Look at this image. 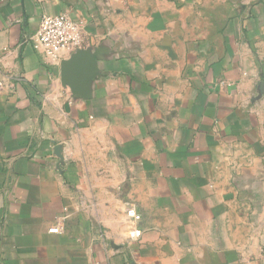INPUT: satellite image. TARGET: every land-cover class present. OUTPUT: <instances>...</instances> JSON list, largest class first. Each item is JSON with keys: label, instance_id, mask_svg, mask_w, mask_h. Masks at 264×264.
I'll list each match as a JSON object with an SVG mask.
<instances>
[{"label": "crops", "instance_id": "1", "mask_svg": "<svg viewBox=\"0 0 264 264\" xmlns=\"http://www.w3.org/2000/svg\"><path fill=\"white\" fill-rule=\"evenodd\" d=\"M0 264H264V0H0Z\"/></svg>", "mask_w": 264, "mask_h": 264}, {"label": "built area", "instance_id": "2", "mask_svg": "<svg viewBox=\"0 0 264 264\" xmlns=\"http://www.w3.org/2000/svg\"><path fill=\"white\" fill-rule=\"evenodd\" d=\"M32 39L41 47L44 55L54 62L59 59L62 52H76L85 44L82 22L72 19L66 13L44 14ZM127 216L133 221L141 220V215L135 207L127 209ZM58 230L57 227L50 229L52 232ZM141 232L140 228L133 227L129 230V237L137 239L141 236Z\"/></svg>", "mask_w": 264, "mask_h": 264}, {"label": "water", "instance_id": "3", "mask_svg": "<svg viewBox=\"0 0 264 264\" xmlns=\"http://www.w3.org/2000/svg\"><path fill=\"white\" fill-rule=\"evenodd\" d=\"M81 50V49H80ZM80 50H78V51H80ZM78 51H76V52H78Z\"/></svg>", "mask_w": 264, "mask_h": 264}]
</instances>
